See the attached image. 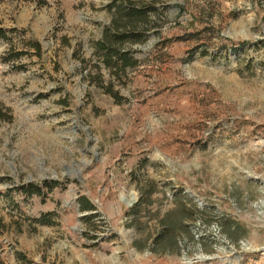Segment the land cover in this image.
<instances>
[{"label":"rangeland","instance_id":"obj_1","mask_svg":"<svg viewBox=\"0 0 264 264\" xmlns=\"http://www.w3.org/2000/svg\"><path fill=\"white\" fill-rule=\"evenodd\" d=\"M0 29V264H264V0H0Z\"/></svg>","mask_w":264,"mask_h":264},{"label":"trees","instance_id":"obj_2","mask_svg":"<svg viewBox=\"0 0 264 264\" xmlns=\"http://www.w3.org/2000/svg\"><path fill=\"white\" fill-rule=\"evenodd\" d=\"M129 3V2H128ZM127 7H129L131 9V12L129 14H126V19H129L130 21L133 18H139L140 15L143 14L142 9H136L133 8L132 6L127 5ZM4 37V32L2 29H0V38ZM112 45V43H110ZM109 44V45H110ZM100 46L97 48V52L100 54V56L102 57V60L104 62L105 67H117L118 63L117 61H112V59L114 57H122L127 54V53H121L120 47L118 46L116 49H113L109 52L108 48L105 45H102L101 43L99 44ZM131 62L128 61L127 59L124 60V62H121L120 67H126L127 65H130ZM43 186L44 188L50 192L51 189L56 186V182L53 183H48V182H43ZM22 192L27 195V196H32V195H39V196H43V192H42V188H40L37 184H31L29 183L27 186L22 187ZM93 210V206L91 205V203L86 199V198H82L81 202H80V211H92ZM45 218L42 217L38 220L39 223L41 224H47L48 222L44 221Z\"/></svg>","mask_w":264,"mask_h":264},{"label":"bare ground","instance_id":"obj_3","mask_svg":"<svg viewBox=\"0 0 264 264\" xmlns=\"http://www.w3.org/2000/svg\"><path fill=\"white\" fill-rule=\"evenodd\" d=\"M130 204V203H129Z\"/></svg>","mask_w":264,"mask_h":264}]
</instances>
